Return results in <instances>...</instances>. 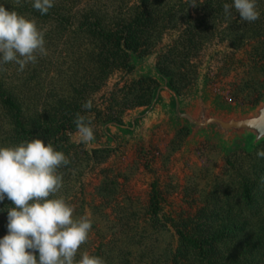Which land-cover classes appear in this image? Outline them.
Listing matches in <instances>:
<instances>
[{
    "label": "trees",
    "instance_id": "trees-1",
    "mask_svg": "<svg viewBox=\"0 0 264 264\" xmlns=\"http://www.w3.org/2000/svg\"><path fill=\"white\" fill-rule=\"evenodd\" d=\"M224 3L232 0H55L41 15L31 0H0L36 18L48 50L23 71L15 63L0 71V146L40 138L63 151L70 163L60 170V194L69 198L84 162L92 158L96 165L111 153L87 152L69 140L77 113L91 121L98 139L105 123L147 106L159 86L150 76H134L135 59L155 55L157 69L179 96L180 85L199 76L196 61L215 44L242 51L244 75L264 77V0H258L261 15L252 23L241 21L234 9L233 18H226ZM175 29L178 37L160 49ZM87 102L92 107L86 110ZM262 150L264 143L236 151L227 155L220 174L185 180L180 192L187 207L175 217L163 211L155 184L141 203L121 192L117 176L103 175L94 188L104 206L92 216L96 239L89 237L81 252L106 264H264V157L257 156ZM13 206L7 198L0 202V239L8 234L7 209ZM76 214H83L82 206Z\"/></svg>",
    "mask_w": 264,
    "mask_h": 264
},
{
    "label": "clouds",
    "instance_id": "clouds-1",
    "mask_svg": "<svg viewBox=\"0 0 264 264\" xmlns=\"http://www.w3.org/2000/svg\"><path fill=\"white\" fill-rule=\"evenodd\" d=\"M31 3L45 15L55 0ZM233 9L243 22H255L261 15L258 0L224 3L226 18H233ZM47 55L45 30L36 18L0 4V71L9 63L23 71ZM82 107L90 109L91 102ZM74 123L78 142L90 145L95 139L91 121L77 113ZM257 156L264 157V150ZM69 163L63 151L40 138L0 146V202L7 198L14 205L7 209L8 234L0 239V264H106L100 256L81 252L89 241L93 219L87 212L77 215L76 205L60 194L64 187L60 170Z\"/></svg>",
    "mask_w": 264,
    "mask_h": 264
},
{
    "label": "rangeland",
    "instance_id": "rangeland-1",
    "mask_svg": "<svg viewBox=\"0 0 264 264\" xmlns=\"http://www.w3.org/2000/svg\"><path fill=\"white\" fill-rule=\"evenodd\" d=\"M179 31H169L159 48L171 45L178 37ZM224 51L226 54L221 56L219 53ZM148 58L142 59L141 62ZM196 62L199 64V76L195 83H189L187 80L180 85V89L178 88L180 98L185 104L193 103L200 77L204 82V94L218 110L249 108L262 100L264 77L262 74L244 75L243 64L247 61L242 51H233L230 48L225 50L223 45L215 44ZM134 76L137 77L135 72ZM115 82L116 80H113L106 90L113 88ZM140 108L127 111L120 122L132 117ZM143 126V135L137 130L127 136L115 128L109 129L116 140L110 155L105 160L98 157L96 165L92 158L84 162V165H87L79 171L82 175L76 183L77 190L69 197L76 207H83V214L87 212L92 217L95 209H104L101 201L94 195V188L102 176L108 174L117 176L122 193L141 203L147 201L151 192L150 186L155 184L164 199L163 211L175 217L187 207L180 192L185 180L194 176L203 178L200 176L202 172L220 174L227 155L247 150L246 143L243 142L224 152L220 143L208 136H201L188 143V129H182L185 127L183 125L173 126L168 112H163L156 122L146 120ZM97 133L99 137L92 141L93 146H113L103 134V127L97 130ZM69 140L84 147L88 152V145L79 143L76 133L69 134ZM90 239H96L93 231L90 233ZM96 244L97 241L94 246Z\"/></svg>",
    "mask_w": 264,
    "mask_h": 264
},
{
    "label": "water",
    "instance_id": "water-1",
    "mask_svg": "<svg viewBox=\"0 0 264 264\" xmlns=\"http://www.w3.org/2000/svg\"><path fill=\"white\" fill-rule=\"evenodd\" d=\"M136 76H150L156 79L159 86L155 88L150 103L140 108L124 122L109 121L103 125V134L112 142L115 138L109 129L115 128L130 136L136 130L140 135L145 133L143 123L146 120L156 122L163 112H168L173 126L183 125L189 133L187 142H194L201 136L216 139L224 152L235 145L246 143L247 150H253L264 143V96L260 102L249 108H226L218 110L204 94V82L200 77L192 104H185L173 88L168 76L160 72L155 65V55L143 63L134 60ZM88 145V151L112 150L113 146Z\"/></svg>",
    "mask_w": 264,
    "mask_h": 264
}]
</instances>
